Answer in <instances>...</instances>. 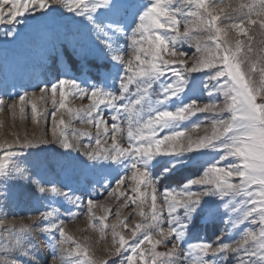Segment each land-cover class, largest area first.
I'll return each instance as SVG.
<instances>
[{
  "label": "snow or ice",
  "instance_id": "obj_1",
  "mask_svg": "<svg viewBox=\"0 0 264 264\" xmlns=\"http://www.w3.org/2000/svg\"><path fill=\"white\" fill-rule=\"evenodd\" d=\"M49 14L58 19L37 23L38 15ZM258 42L264 45V0H0V111L19 106L23 114L31 105L32 121L39 122L49 114L38 112L35 101L47 102L50 94L53 105L51 141L17 135L0 143V264H264V48L257 49ZM105 61L111 67L104 68ZM13 66L32 67L40 97L9 91ZM48 73L51 79H41ZM194 73L203 74L207 99L185 102ZM73 98L89 103L73 109ZM75 119L96 134L75 129ZM201 128L205 134L194 138ZM49 143L89 162L123 164L115 183L131 181V194L121 206L135 204L142 220L129 228L119 209L117 223L99 218L101 233H111L110 262L94 259L91 245L65 230V216L76 218L73 209L86 208L90 221L96 219L97 185L85 199L57 179L65 160L43 174L28 163L26 149ZM160 157L173 159L154 174ZM189 158L201 164L198 174L166 186L164 178ZM24 186L37 195L25 199ZM102 187L109 196L117 192L106 179ZM32 200L44 202L34 222H9ZM220 213V235L195 238L194 220Z\"/></svg>",
  "mask_w": 264,
  "mask_h": 264
},
{
  "label": "rangeland",
  "instance_id": "obj_2",
  "mask_svg": "<svg viewBox=\"0 0 264 264\" xmlns=\"http://www.w3.org/2000/svg\"><path fill=\"white\" fill-rule=\"evenodd\" d=\"M226 3L238 4L242 0H225ZM58 17L53 14L46 16H39L37 23L51 25ZM190 27L195 28V24H190ZM259 41V32L254 28L253 33ZM257 49L264 48V45L259 42L256 45ZM184 50H187L185 48ZM169 59H185V57H172L168 56ZM189 62H191V55L186 57ZM94 64L99 65L100 62H94ZM104 68L111 67L109 61L103 62L102 65ZM42 71V70H38ZM191 82L189 85V91L186 93L185 102L187 99L198 98L201 100H206L207 97L204 95V88L202 85V80L204 79L203 74L194 73L192 74ZM5 69L3 64V57L0 55V87L4 83ZM51 79V73H48L46 77L42 76L41 79ZM92 78L96 80L97 83H100L99 78L93 73ZM254 80L259 87L260 77L256 75ZM8 83L9 91H14L17 93L28 92L29 96L32 93H35V96L38 98L41 96L38 88L34 87L35 79L32 73V67H10L8 69ZM16 83V88H11V84ZM106 87H114V82L105 85ZM264 95V94H261ZM6 101L11 103L12 100H17L18 97H4ZM260 97H258L259 99ZM47 102L37 99L35 102L37 104L38 112H46L49 115L46 119H39V122L32 121L31 114V105L25 107V112L21 114L20 107L18 106L15 112L5 109L0 111V143L5 141H13L17 135L21 139L27 137L30 140L39 141V140H52L51 131L53 127V119L51 112L53 110V105L51 102L50 94L46 97ZM88 100H81L79 98L70 99L68 106L73 109L81 107V105H87ZM64 110L56 112V119L58 120L61 117V114ZM67 119V117H65ZM195 119V118H193ZM72 126L80 130L81 132H90L92 135L96 134V128L86 124L81 123L78 119L72 121ZM209 133L211 129H208ZM204 128L198 129L197 132L193 134L194 138L196 136L204 135ZM87 137L81 135L80 142L85 144L87 142ZM26 158L28 163L32 167L34 173L43 174L50 169L56 167V162L58 160H65L67 163L65 167L59 170V175L57 179L60 181L61 186L66 190L70 189L72 192L84 196L87 199V193L90 195L89 189L93 184L97 185V194L93 197L96 200L97 206L93 209V214L95 220L90 221V218L87 214L86 208L73 209V212L76 213V218L68 219L65 216L66 220V232L69 235L74 236L78 241H86L91 245V252L94 255V259L98 260H108L109 262L113 258L110 256V250L112 248V239L111 233L105 228V231L101 233L99 218L106 216L107 219L104 221L105 225H110L117 223V218L115 212L117 209L120 210V219L125 220L129 225V228L134 227L136 223L141 222L142 218L138 214V209L135 204L129 202L127 207H122L121 205L127 200L128 195L131 194V189L128 187V184L131 181H128L127 184L117 186L116 180L124 172L123 164L117 165L109 162L99 161V162H89L78 152H66L57 144H37L36 147L26 149ZM195 156L196 154H192ZM173 159L170 157H160L158 162L154 161L155 165L152 169L154 174H158L163 167L167 166L168 162ZM190 159V158H189ZM203 163L207 157H197ZM201 169V164L196 163L190 159V162L186 165L178 167L163 180V183L167 185H174L177 182L182 181L185 178L190 177L193 174H198V170ZM105 179L108 181V186L112 189H117L116 194L109 196L107 193H103L105 190L102 187ZM101 187V189H99ZM110 189V190H112ZM19 191L25 193V199H27L28 194L37 195L34 193L33 189L30 186H24L19 189ZM124 192L125 196L120 197L119 193ZM43 201L32 200L31 203H24L20 208L16 209L18 216L14 219L10 216L9 222L15 223L17 226L21 224H28L34 222V218L37 215V210H43L42 205ZM139 203V201H137ZM100 205H103L101 207ZM64 207H68L67 204H64ZM105 209L108 211L106 212ZM197 224V230L194 234L195 238H202L205 240H214L217 236L220 235L221 231L224 229L225 224L223 222V213H220L217 218L209 219L205 216H200L194 220ZM117 231L122 232L126 239L130 238V232L127 229H122L119 225ZM234 238V237H233ZM36 242L40 245L42 253H46L47 249L44 246L43 237L37 236ZM160 251H166L162 246L158 249Z\"/></svg>",
  "mask_w": 264,
  "mask_h": 264
}]
</instances>
